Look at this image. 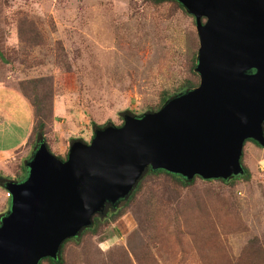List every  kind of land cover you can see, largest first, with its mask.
I'll use <instances>...</instances> for the list:
<instances>
[{
  "label": "rangeland",
  "instance_id": "374dc122",
  "mask_svg": "<svg viewBox=\"0 0 264 264\" xmlns=\"http://www.w3.org/2000/svg\"><path fill=\"white\" fill-rule=\"evenodd\" d=\"M197 46L193 18L171 0H0V105L14 107L15 136L29 129L22 146L0 155V174H23L34 148L21 81L48 78L44 140L64 159L71 140L88 143L98 125L157 110L184 81L197 84ZM241 163L248 177L229 182L144 176L133 200L64 245L63 264H264V149L245 141Z\"/></svg>",
  "mask_w": 264,
  "mask_h": 264
},
{
  "label": "water",
  "instance_id": "95a60500",
  "mask_svg": "<svg viewBox=\"0 0 264 264\" xmlns=\"http://www.w3.org/2000/svg\"><path fill=\"white\" fill-rule=\"evenodd\" d=\"M193 18L198 83L157 110L122 114L59 159L38 140L19 181L6 180L0 264L57 260L108 206L126 200L142 174L185 180L241 176L245 140L264 149V0H174Z\"/></svg>",
  "mask_w": 264,
  "mask_h": 264
},
{
  "label": "trees",
  "instance_id": "16d2710c",
  "mask_svg": "<svg viewBox=\"0 0 264 264\" xmlns=\"http://www.w3.org/2000/svg\"><path fill=\"white\" fill-rule=\"evenodd\" d=\"M154 2H161V1H166V0H151ZM174 1V0H171ZM177 5L179 7H181L178 3ZM182 8V7H181ZM183 9V8H182ZM196 83H192L191 81H184L183 84L180 85V87L178 88V91H182V90H186L189 89L193 86H195ZM20 89L22 90V94H24V96L26 97V99L28 100L30 106H31V110H32V120H33V124L31 127V132L30 134H33V136L35 137V142H34V147L36 145V142L38 140H42L43 142H45L44 140V132L43 129L46 126L47 122L50 120L51 118V88L48 82V78L46 77H39V78H33V79H28V80H24L20 82ZM174 94H171L170 96H163L161 97L160 100V104L167 98L172 97ZM155 109V108H153ZM102 125H98L97 127H101ZM96 127V128H97ZM248 141V140H245ZM244 141V142H245ZM251 142H253L252 140H249ZM255 143V142H253ZM46 144V142H45ZM256 144V143H255ZM46 147L48 148L47 144ZM34 149V148H33ZM49 150V149H48ZM240 162H241V156H240ZM242 165V163H241ZM243 169H244V173L241 176H236V177H232L230 179H228L227 182L238 179V178H247L248 177V172L245 169V167L242 165ZM22 169V173L20 176H18L15 179H12V181H19L21 180L24 175H25V167L24 164L23 166H21ZM166 175L168 177H170V179L172 180L173 183L178 184V185H182V186H187L193 183L195 178L198 177H193L191 180H185L177 175H173L171 173H167L163 170H150L149 168L142 174V176L140 177L139 181L137 182L136 186L133 188L132 192L130 193L128 199L125 201V204H127L129 201L133 200V198L135 197V195L141 190L142 187V183L141 180L143 179L144 176L146 175ZM9 180L8 177L6 176H2L0 174V187L2 188V184L4 183V181ZM222 182H225L224 180H220ZM124 204V205H125ZM116 207V206H115ZM113 207V208H115ZM122 213V211L118 208L115 209V212L113 214V216H118ZM105 215V210L98 215H95L92 218V223L91 226L86 227L85 229H83L80 232V235H83L84 233H91L93 234L95 232V227L98 224V221L100 219V217ZM1 216V214H0ZM78 236V235H77ZM76 237L73 238H69L63 241V243L60 246L59 249V256L57 257L56 261H53L51 259L48 258H44L42 260H40L39 264H41L42 262H46L47 264H63V257H62V253H63V248L64 245L67 242H72L75 241V239H77Z\"/></svg>",
  "mask_w": 264,
  "mask_h": 264
},
{
  "label": "crops",
  "instance_id": "0c3cea01",
  "mask_svg": "<svg viewBox=\"0 0 264 264\" xmlns=\"http://www.w3.org/2000/svg\"><path fill=\"white\" fill-rule=\"evenodd\" d=\"M5 95L6 94H4V96ZM4 96H2V98ZM8 105L10 107L8 112H7V102H5L4 106L0 105V124L2 125L0 126V155L9 154L14 150H16L17 148H19L20 146H22L29 131L27 126L25 130L22 132L21 136L18 135L15 136L18 117L16 116L15 112H13L12 108L14 107H12L11 102H9ZM11 136H14V138H12ZM9 137L15 140L9 142L10 140ZM3 142H5L4 145L2 144ZM0 161H1V157H0Z\"/></svg>",
  "mask_w": 264,
  "mask_h": 264
},
{
  "label": "flooded vegetation",
  "instance_id": "af4514ba",
  "mask_svg": "<svg viewBox=\"0 0 264 264\" xmlns=\"http://www.w3.org/2000/svg\"><path fill=\"white\" fill-rule=\"evenodd\" d=\"M110 209H113V207L108 206L107 209L105 210V212H107V211L110 210Z\"/></svg>",
  "mask_w": 264,
  "mask_h": 264
},
{
  "label": "built area",
  "instance_id": "2783aa9c",
  "mask_svg": "<svg viewBox=\"0 0 264 264\" xmlns=\"http://www.w3.org/2000/svg\"><path fill=\"white\" fill-rule=\"evenodd\" d=\"M5 197L8 198L9 197V194L8 192H5Z\"/></svg>",
  "mask_w": 264,
  "mask_h": 264
}]
</instances>
